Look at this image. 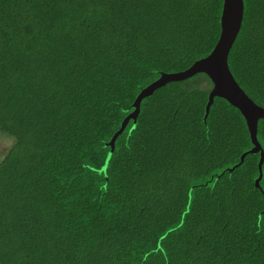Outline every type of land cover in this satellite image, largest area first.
<instances>
[{
  "label": "trees",
  "instance_id": "obj_1",
  "mask_svg": "<svg viewBox=\"0 0 264 264\" xmlns=\"http://www.w3.org/2000/svg\"><path fill=\"white\" fill-rule=\"evenodd\" d=\"M221 4L0 0V264H264V118L254 147L196 73L110 141L209 53ZM238 27L226 64L264 107V0Z\"/></svg>",
  "mask_w": 264,
  "mask_h": 264
},
{
  "label": "water",
  "instance_id": "obj_2",
  "mask_svg": "<svg viewBox=\"0 0 264 264\" xmlns=\"http://www.w3.org/2000/svg\"><path fill=\"white\" fill-rule=\"evenodd\" d=\"M240 16L241 0H222L219 15V33L209 53L194 60L188 67L180 71L161 72L157 78L141 88L131 103L132 111L122 119L119 128L112 134L110 141L112 142L114 137L121 132L128 118H134L138 111L139 101L143 96L149 95L154 89L169 81L183 80L196 73H203L211 83L207 92L205 109L211 104L214 96L223 98L235 108L236 106L241 108L242 105L239 104V100L245 98L243 105L245 103L246 105L241 109L245 117L247 116L245 110L256 109L254 103L244 93L242 94L237 86L236 88L232 85V82H235L231 78L226 64L227 52L239 29ZM253 145L256 147L258 143L253 142Z\"/></svg>",
  "mask_w": 264,
  "mask_h": 264
},
{
  "label": "rangeland",
  "instance_id": "obj_3",
  "mask_svg": "<svg viewBox=\"0 0 264 264\" xmlns=\"http://www.w3.org/2000/svg\"><path fill=\"white\" fill-rule=\"evenodd\" d=\"M186 83H188V81H186L185 84ZM203 83H207V82H204V81L200 82L201 85H203ZM207 84H204V85L206 87L208 86V88H210L209 84L208 85ZM232 85L235 86V87L237 86L238 89L240 90V92H242V94L244 93L243 90L236 83L232 82ZM231 88L234 89L233 87H231ZM244 100H246V99L244 98ZM244 100H242V99L239 100V104L242 105V106H241V108L236 106V108H237L236 110H237V112L239 113V115L241 116V118L243 120V124H244L245 131H246V134H247V137H248L249 141L253 143V142H256V138H255V124H256V120L258 118H264V107H260L257 104H254L256 109H254V110H250V109L245 110V112L247 113V116L245 117L244 114L241 112L242 107H244V105H246V103L243 105ZM10 142H11V139H10ZM5 145L6 144L0 139V155L2 154V151L5 148Z\"/></svg>",
  "mask_w": 264,
  "mask_h": 264
}]
</instances>
